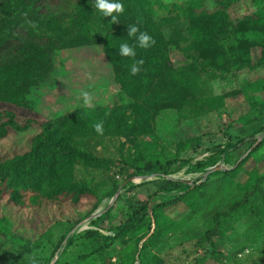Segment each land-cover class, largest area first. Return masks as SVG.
I'll return each mask as SVG.
<instances>
[{
  "label": "rangeland",
  "instance_id": "obj_1",
  "mask_svg": "<svg viewBox=\"0 0 264 264\" xmlns=\"http://www.w3.org/2000/svg\"><path fill=\"white\" fill-rule=\"evenodd\" d=\"M78 1L53 0L50 4L51 9L63 14ZM221 1L141 2L140 10L154 18L171 43L169 57L174 73L187 81L199 79L194 89L184 92L181 108L157 112L154 105L147 107L131 97L116 81L114 66L100 42L55 53L53 75L31 95L34 110L0 104V112H14L21 125L28 120L33 122L24 133L9 130L0 142L1 157L29 150L30 139L48 119L77 113L73 120L85 117L86 122L89 117L84 115L85 111L97 109L100 114L96 121L102 119L104 135L92 129L87 137L74 132L72 145L91 156L112 161L105 168L81 163L75 166L73 178L97 193V197L82 196L78 203L60 198L57 202L40 199L38 204H33L32 193L28 192L25 204L19 207L10 202L8 194H3L0 264H13L20 246L26 240L39 238L48 229L53 234L52 241L36 254L26 256L21 264H42L44 259L51 258L63 238L64 245L52 264L60 259L64 260L61 264H264V146L254 152L257 144L255 147L249 144L260 137L264 140V65L261 64L264 63V0H241L226 9L220 5ZM220 9L227 12L226 19L221 21L226 27L214 33L216 42L211 47H199L190 29L194 22ZM133 16L123 12L116 24ZM110 22L111 17H97L93 28L100 35L108 31ZM149 79L154 78L139 79L141 92L146 96L154 91L153 86H147ZM84 91L92 97L89 104L84 103L81 95ZM135 93L138 95L139 91ZM3 120L0 118V123ZM196 138L203 140L202 148L192 147ZM243 139L247 142L231 152L229 161L223 159L217 164L224 168L219 171L230 173L210 176L211 169L205 173L191 171L197 161L208 159L229 142ZM169 161H176L169 175L174 180H184L192 186L207 185L175 206L157 209L158 221L155 207L176 194L164 188L167 177L155 174L128 178L123 168L147 163L166 165ZM184 161L191 164L185 165ZM258 187L263 195L255 193ZM119 198L113 211L115 217L129 205L149 199L151 230L109 241L102 253L79 261L75 253L82 249L88 230L100 229L102 234L114 236L111 219L101 221L98 226L91 225L96 219L86 220L97 211L114 206ZM98 200L100 208L90 214ZM215 228L219 235L214 238V252L204 237ZM71 239L73 244L63 255Z\"/></svg>",
  "mask_w": 264,
  "mask_h": 264
},
{
  "label": "trees",
  "instance_id": "obj_2",
  "mask_svg": "<svg viewBox=\"0 0 264 264\" xmlns=\"http://www.w3.org/2000/svg\"><path fill=\"white\" fill-rule=\"evenodd\" d=\"M239 1L241 0H222L220 5L226 9ZM50 2L52 3L53 0H0V104L17 109L34 110L31 95L47 83L53 75L55 53L61 49L92 45L93 42L104 45L106 55L114 66L115 79L122 88L136 101L144 103L147 107L154 105L157 112L165 108H181L185 102V100L182 101L184 92L197 86L198 78H190L187 81L181 75L174 73L169 57L171 43L165 38L154 18L146 11L140 10L142 0H121L124 12L132 13L134 16L125 22L121 21L118 25L110 22L108 31L100 35L94 30L93 23L97 17L103 16L96 10L94 0H79L73 9L68 8V11L63 14L51 9ZM220 10L219 13L194 22V26L190 29V34L199 47H211L216 42L214 33L216 31L220 33L226 27L224 26L226 24H222L221 21L226 19L227 12ZM129 24H136L156 41L148 49L137 48V55L134 57L136 60L121 57L118 54L120 43L127 39ZM137 60H143V64L139 65L140 71L133 75L131 66ZM261 64L264 65V63ZM143 76L154 78L149 79L147 86H153L154 91L148 96L141 92L142 86L139 84V79ZM135 90L139 91L138 95ZM75 114L74 117H76ZM99 114L97 109L86 110L84 115L89 117L86 122L85 117L74 121L73 116L57 120L48 119L40 125L39 132L30 139L29 150L9 157L0 156V198L3 194H8L10 202L21 207L25 204L24 198L28 192L32 193L30 199L33 204H38L40 199L57 202L60 198H70L72 202L78 203L85 195L97 197V193L86 183L78 182L73 178L74 168L80 163L89 167L105 168L112 161L100 159L79 150L72 145V137L75 135L74 132H77L80 137L89 136L90 130H94L93 125L102 121V119L96 121ZM0 118L4 119L0 123V142L7 137L10 129L24 133L33 124L32 120H28L24 126L21 125L17 121V115L12 111L0 112ZM105 120L109 122L108 119ZM246 142L247 140L243 139L236 143H227L208 159L197 161L192 165L191 171L205 173L208 169L216 167L221 160L229 161L231 152L238 151ZM257 142L258 140H254L249 144L255 147ZM192 143L194 149L203 146L201 138L192 140ZM263 146L264 140L256 146L254 152ZM175 162L169 161L166 165L151 163L144 166L127 165L123 168V173L128 178L164 175L167 177L164 180L166 183L164 188L167 191L176 194L185 192L175 194V197L155 207L154 213L158 221L157 209L175 206L181 202V199L188 195H195L207 185L202 183L200 186H192L182 180L168 179V176L173 173L172 168ZM183 164L191 163L184 161ZM221 173H230V171H215L210 176ZM115 192L117 189L114 194ZM255 193H262L259 187L256 188ZM120 200L121 198L91 223L98 226L101 221L111 219L113 221L111 231L114 232V236L102 234L100 229L88 230L84 234L85 242L82 249L75 253L79 261H87L92 256L102 253L109 241L114 242L125 238L127 234L139 233L144 229L148 232L151 230L153 221L149 216V199L139 205L131 204L127 209L121 208L122 210L115 217L113 211L118 207ZM100 205L101 201L98 200L90 214L97 211ZM235 206L238 207L237 204ZM218 235L216 228L210 230L204 237L206 242L203 240L202 243H210L215 252L214 238ZM52 239L53 234L48 229L39 238L26 240L25 244L20 246L12 263H23L26 256L44 249ZM64 240L65 238L57 245L51 258L44 259L42 264H52L63 247ZM72 244L71 239L63 255L67 254V249ZM63 261L60 259L56 264H61Z\"/></svg>",
  "mask_w": 264,
  "mask_h": 264
},
{
  "label": "clouds",
  "instance_id": "obj_3",
  "mask_svg": "<svg viewBox=\"0 0 264 264\" xmlns=\"http://www.w3.org/2000/svg\"><path fill=\"white\" fill-rule=\"evenodd\" d=\"M96 10L105 18L111 17V22H119L118 16L124 12V6L121 0H94ZM114 13L116 15H114ZM128 41H132L131 43ZM155 39L146 31H142L136 24L127 25V39L120 43L118 54L121 57L134 58L137 55L136 49H148L155 44ZM143 64V60L135 61L131 66L133 75L140 71L139 65ZM84 98V103H91L92 97L89 92L81 93ZM94 131L98 135H104V124L102 121L96 122L93 125Z\"/></svg>",
  "mask_w": 264,
  "mask_h": 264
},
{
  "label": "water",
  "instance_id": "obj_4",
  "mask_svg": "<svg viewBox=\"0 0 264 264\" xmlns=\"http://www.w3.org/2000/svg\"><path fill=\"white\" fill-rule=\"evenodd\" d=\"M262 139H263V137H260L259 138V140H258V142H257V145L262 141ZM221 169H224V168H222V167H220V166H216V167H214V168H212L211 169V171H210V173H212V172H215V171H219V170H221ZM168 179H173L172 177H170V176H168ZM182 181H184V180H182ZM185 183H188L187 181H184ZM118 196H119V193L116 195V198H115V200L118 198ZM112 206V205H111ZM110 208V207H109ZM108 208V209H109ZM108 209H106V210H99V211H97V213H95L94 215H92L89 219H87L86 221H90V220H93V219H97L98 217H100V216H102ZM54 264V263H53Z\"/></svg>",
  "mask_w": 264,
  "mask_h": 264
}]
</instances>
